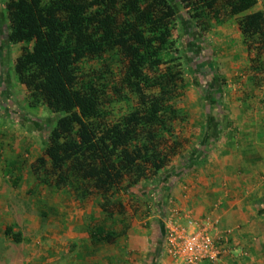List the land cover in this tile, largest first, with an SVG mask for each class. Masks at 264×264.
<instances>
[{"label": "trees", "instance_id": "obj_1", "mask_svg": "<svg viewBox=\"0 0 264 264\" xmlns=\"http://www.w3.org/2000/svg\"><path fill=\"white\" fill-rule=\"evenodd\" d=\"M176 2L201 33L210 21L233 17L249 78L264 84V13L252 10L256 0ZM4 8L6 40L21 43L15 79L29 104L55 115L29 164L34 182L78 202L97 200L106 219L122 216L116 195H147L141 183L153 182L186 143L179 132L186 114L178 106L184 70L176 6L171 0H5ZM3 234L21 240L9 226ZM87 235L111 243L117 233L96 223Z\"/></svg>", "mask_w": 264, "mask_h": 264}, {"label": "crops", "instance_id": "obj_2", "mask_svg": "<svg viewBox=\"0 0 264 264\" xmlns=\"http://www.w3.org/2000/svg\"><path fill=\"white\" fill-rule=\"evenodd\" d=\"M171 1L184 62L178 106L186 114L179 127L186 143L153 182L141 183L148 194L132 196L138 205L119 232L110 222L118 215L107 222L97 200L73 222L69 215L51 221L46 230L52 240L61 239V246L50 244L48 264H175L163 247V223L170 215L183 227L187 219L208 224L222 252L197 264H264V84L249 78L247 52L233 17L210 21L201 33ZM4 5L5 0L0 2V238L6 237V226L19 229L21 199L36 185L29 164L54 118L49 113L42 120L26 111V104H41H29L23 86L8 73L21 43L6 40ZM252 10L264 13V0H256ZM140 201L145 203L140 206ZM96 223L112 226L117 236L111 243L90 241L87 231Z\"/></svg>", "mask_w": 264, "mask_h": 264}, {"label": "rangeland", "instance_id": "obj_3", "mask_svg": "<svg viewBox=\"0 0 264 264\" xmlns=\"http://www.w3.org/2000/svg\"><path fill=\"white\" fill-rule=\"evenodd\" d=\"M3 1L4 0H1L0 2L2 3ZM3 11L4 10L1 9L2 17L4 16ZM3 23H5V21ZM176 44L179 50V55L181 57L182 68H184L182 53L177 42ZM17 53L18 48H16L15 54ZM7 70L9 75L12 76V81L16 85L20 86L15 79L11 64L8 65ZM24 105L25 104L23 103L22 106ZM25 106L26 111H32V113L40 116L39 118H42V120H45L47 115H49L50 113L43 105L30 107L26 104ZM52 115L53 117H55L54 114ZM52 121L53 120H51L50 124H52ZM25 194L26 195H23L21 199V205L19 207L21 210L19 217H24L23 219L21 218L22 220L17 221L19 223L16 226V228H19L17 230V233L21 234V241L18 243H14L7 237L0 238V264H9L11 262H14V264L50 263V248H52L50 244L53 243V245L61 246V244H59L61 242V239L55 238L54 240H52L51 232H47L46 230L47 227L51 224V221H54V223H58L61 220L62 216L69 215L71 217L70 219L73 222V219H75V217H78L80 211L84 210L85 207L86 209H91L95 206L94 200L86 199L78 202L71 198V196L64 195V193H62L60 189H53L40 184H32L29 194L27 192ZM116 197L125 206L124 214L122 216L118 215L117 218H114L112 220L107 219V222L108 220H110L111 223H114V228L119 232L120 229H122V225H126L127 214L134 210V207L138 205V202H136V200H134L132 197H127L121 194L116 195ZM18 210L19 209H17V211ZM41 213L44 214L41 215ZM16 219L18 220V217L15 218V220ZM33 225H37L35 231H33L32 229ZM37 230L38 232H36Z\"/></svg>", "mask_w": 264, "mask_h": 264}, {"label": "built area", "instance_id": "obj_4", "mask_svg": "<svg viewBox=\"0 0 264 264\" xmlns=\"http://www.w3.org/2000/svg\"><path fill=\"white\" fill-rule=\"evenodd\" d=\"M170 215L163 223V247L175 264H197L216 260L222 252L207 232L208 224L187 219L185 227Z\"/></svg>", "mask_w": 264, "mask_h": 264}]
</instances>
